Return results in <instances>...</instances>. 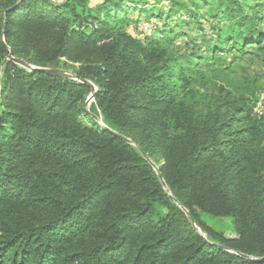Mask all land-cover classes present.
<instances>
[{
  "label": "trees",
  "instance_id": "16d2710c",
  "mask_svg": "<svg viewBox=\"0 0 264 264\" xmlns=\"http://www.w3.org/2000/svg\"><path fill=\"white\" fill-rule=\"evenodd\" d=\"M262 7L0 0V264H264L260 94L198 99L230 69L224 46L234 57L264 46ZM132 9L169 35L134 36ZM182 12L201 25L182 43L202 40V52L176 49L183 22L169 21ZM80 79L97 88L89 110ZM202 213L230 219L234 234Z\"/></svg>",
  "mask_w": 264,
  "mask_h": 264
},
{
  "label": "rangeland",
  "instance_id": "374dc122",
  "mask_svg": "<svg viewBox=\"0 0 264 264\" xmlns=\"http://www.w3.org/2000/svg\"><path fill=\"white\" fill-rule=\"evenodd\" d=\"M98 0H90L91 4H95ZM147 5H151L156 10H163L166 12L169 10V5L171 0H142ZM150 8V7H148ZM264 13V7L261 8ZM131 16V24L128 27L130 33L134 36L142 38L145 40L148 37L159 35L167 36L169 35L170 26H166L164 20L157 21V28L155 29H144L145 33L141 29L143 27V22L145 21L146 14L142 13L140 10L132 9L129 13ZM186 12H182L178 15V19L174 21H169L171 26H176L177 23L183 22L180 27L176 26L175 33L170 34L173 37H177V50L179 52H184L186 49L196 48L202 52L201 47L206 46V44L199 40L196 42H190L189 45H185L182 42L186 41L187 38L198 39L199 28L201 25H197L192 19H190ZM203 28L206 32H209V22L207 19H201ZM156 23V22H155ZM152 30V31H151ZM225 51L221 56L225 63H229L230 69L227 70L217 82L210 84L207 87L201 88V93L199 94V108L211 106L217 107L222 102V98L225 97L227 91L232 92V97H238L242 93H248L255 89L260 94V101L256 108V112L259 114L264 113V46H254L247 48L245 54L241 57H234L235 55H240L235 53L232 55L229 51V46H224ZM93 104V103H92ZM91 104V106H92ZM225 107V106H224ZM202 218L209 225L213 226L218 230H224L225 235L232 236L233 223L228 218H217L209 213H202Z\"/></svg>",
  "mask_w": 264,
  "mask_h": 264
},
{
  "label": "water",
  "instance_id": "95a60500",
  "mask_svg": "<svg viewBox=\"0 0 264 264\" xmlns=\"http://www.w3.org/2000/svg\"><path fill=\"white\" fill-rule=\"evenodd\" d=\"M7 60H14V61L18 62L19 64H21L22 66H24V67H26V68H28V69H30V70H36V69H37V70L45 71V72H47V73H54V74L63 75V76H64V75H66V76H70V75H71L69 72L63 71V70H61V69H54V68H41V67H37V66H32V65L28 64L27 62H25V61H23V60H21V59H17V58H15L13 55H10L9 58H8ZM0 69H1V68H0ZM71 76H73V75H71ZM73 77H74V78H77V77H75V76H73ZM80 81H81V82H84V83H88V84H90V85L92 86V88H93V92L89 95V97H88V99H87V101H86V106H87V108H88V110H89V106H90V104H91V103L94 101V99H95V94H96V92H97V88H95L94 85H93L91 82H89L88 80H86V79H80ZM116 134H117V133H116ZM120 137H121L123 140L127 141V142H131V140H130L129 138L125 137V136L120 135ZM142 154H143V155L145 156V158L151 163V165L155 168V170L157 171V173H158V175H159L161 181L163 182L164 186H166L165 182L163 181L162 174H161V172H160V168L156 165L155 162H153V161H152V160H151V159L145 154V152L142 151ZM187 214H188V216L191 218L190 213L187 212ZM192 222H193V224H194L196 227H198L197 224H196V222H195L193 219H192ZM199 230H200V229H199ZM240 255H242L243 257H248L247 255H243V254H240Z\"/></svg>",
  "mask_w": 264,
  "mask_h": 264
},
{
  "label": "built area",
  "instance_id": "2783aa9c",
  "mask_svg": "<svg viewBox=\"0 0 264 264\" xmlns=\"http://www.w3.org/2000/svg\"><path fill=\"white\" fill-rule=\"evenodd\" d=\"M142 22H143V24H142L143 27L141 26V29L143 30V33H145L144 32L145 31L144 29L147 30V28L152 29V30L155 29V22L154 21H150V22H148V21H142ZM145 34H147V33H145Z\"/></svg>",
  "mask_w": 264,
  "mask_h": 264
}]
</instances>
